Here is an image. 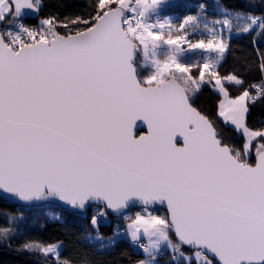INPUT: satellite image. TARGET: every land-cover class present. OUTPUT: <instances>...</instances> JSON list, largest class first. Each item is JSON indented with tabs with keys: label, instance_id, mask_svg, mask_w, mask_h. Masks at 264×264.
Listing matches in <instances>:
<instances>
[{
	"label": "water",
	"instance_id": "water-1",
	"mask_svg": "<svg viewBox=\"0 0 264 264\" xmlns=\"http://www.w3.org/2000/svg\"><path fill=\"white\" fill-rule=\"evenodd\" d=\"M36 0H9L14 19ZM123 12L14 53L0 36V198L115 218L154 208L215 264H264V151L243 165L180 82L143 86Z\"/></svg>",
	"mask_w": 264,
	"mask_h": 264
},
{
	"label": "trees",
	"instance_id": "trees-1",
	"mask_svg": "<svg viewBox=\"0 0 264 264\" xmlns=\"http://www.w3.org/2000/svg\"><path fill=\"white\" fill-rule=\"evenodd\" d=\"M39 18L25 21L31 26L40 21H51L59 26L61 35L68 37L88 31L105 13L119 10L120 0H36ZM204 9L208 18L227 19V32L230 39L227 50L222 54L223 61L217 68L208 70L207 51L187 53L177 58V65L185 72L168 71L162 78L157 77V70L146 62L145 52L139 41L133 38L136 52L138 78L143 86L162 85L167 81L180 82L189 95L190 102L200 114L213 125L222 145L230 148L243 165H256L257 150L264 146V140H257L253 145L252 156L245 155V136L239 134L222 120L219 113L222 97L213 90L215 78H234L238 85L226 86L231 99L248 95L247 127L254 132L264 131V93L256 101L251 100L256 94L255 87H264V0H181L175 5L164 8L161 17L176 18L173 31L165 32L164 39L174 40L192 33L190 27L181 28L186 17L196 16ZM121 10V9H120ZM201 14V12L199 13ZM198 14V15H199ZM13 16L7 20L11 22ZM178 19V20H177ZM193 19V18H192ZM198 19V18H197ZM252 19L256 28H252ZM191 20V19H190ZM179 21V22H178ZM6 23V22H5ZM179 25L180 27H177ZM65 28V29H64ZM67 29V30H66ZM70 29V31H68ZM191 42H208L207 37L188 35ZM51 213H57L59 220H53ZM169 223V214L160 211ZM104 219V220H103ZM126 227V222L117 221L106 209L93 207L86 214H74L58 206L43 205L32 208L17 206L0 198V264H140L147 258L145 252L136 251L128 240L121 239L110 251L98 249L87 243L89 236L100 235L113 238L118 226ZM174 249L180 248L183 255L191 256L192 249L182 244L177 234L169 231ZM63 244L64 250L55 259L44 252L46 247ZM177 247V248H175ZM165 264H198L197 261H176L172 250H164ZM211 264H215L211 261Z\"/></svg>",
	"mask_w": 264,
	"mask_h": 264
},
{
	"label": "rangeland",
	"instance_id": "rangeland-1",
	"mask_svg": "<svg viewBox=\"0 0 264 264\" xmlns=\"http://www.w3.org/2000/svg\"><path fill=\"white\" fill-rule=\"evenodd\" d=\"M131 1L132 0H120V2H118L119 11H122L124 16L122 26L124 28L125 22H130L129 19L133 12V9H131V7L133 6L134 8L135 5H139V9H141V14L143 17V22L138 32V38L135 39L139 41L143 46L142 50L143 52H145L146 62L157 70L156 73L158 78H162L168 71H179L184 73L185 71L177 65V58L186 55L187 53L198 51V49L207 51V62L205 68L208 70L217 68L224 60L222 54L227 50L226 44L230 39V34L226 29V25H228L229 23L227 19L222 20L219 17L218 19H206L207 16L205 15V10L200 9L199 13L201 12V14L198 13L199 15L197 14L194 17H186V19L182 22V25H180L181 28L190 27L191 29H193L192 33H188L182 38L167 40L163 38V35L165 34V32L175 30L173 22H175L176 18L174 19L172 17H165L163 19L161 17V13L164 8L175 5L176 2L181 0H143L142 3L139 4H136L134 1L131 3ZM13 10V3H10L9 0H0V23L2 25L20 21L13 18L11 22H7V20L13 16ZM252 22V28H256L257 25L255 23V20L252 19ZM40 24H46L45 28H43V33L46 35L48 43L55 40L58 36H63L59 32V26L56 27L55 23H50L49 21H40ZM180 26L177 25V27ZM68 31H70V29ZM126 35L131 41H133L134 37H130L127 33ZM188 35H200L202 37L205 36L208 38V42L198 41L193 43L191 42L192 40L190 38L187 39ZM213 81H215L213 90L222 97L219 113L221 114L222 119H228L233 102L225 85L232 82L233 84L238 85L239 82H237L234 78L221 80L215 78ZM154 82L155 81L147 80L146 83L149 84V86H154L153 84H151ZM263 93L264 91H260V93L254 94L253 97H251V100L256 101L261 95H263ZM245 134V155H247L246 158L248 159L252 156L254 143L257 140H264V131L254 132L248 129L247 133L245 132ZM261 149L262 148H260V150ZM140 210L129 211L136 212ZM50 217L53 220L60 219L57 213H51ZM149 220H152L153 225L150 228H153L155 241L150 242L148 238H146L144 241H140V243L142 244V248H135L136 251L143 250L147 255V258L144 259L140 264H165V261H162V259H164L165 257L164 250H172L173 255L175 256L174 259L176 261L184 260L186 262H190L193 260L197 261L198 264H211V260L199 251H196L191 256L183 255L182 252H180L179 247L175 251L174 246L176 244H173V240H171L168 234L172 229L171 225L164 220L162 215H160L159 217L153 216L151 218H146L143 217L142 214H139L138 217L122 220L123 222H126V227L123 228L119 225L115 231L113 238H109L106 240V238L101 237L98 234L96 236L87 237L86 241L87 243L89 242L98 249L104 251H110V249L114 248L113 246H115L116 243L121 239L130 241L134 246L136 244V241L133 242L132 239L134 238V240H137L138 237H141L139 235H141V231L146 227V224H144L143 222L147 223L149 222ZM132 225L135 226V230L132 228ZM158 228H160L161 231H159ZM63 248V244H57L52 247H46L44 249V252L57 259L64 250Z\"/></svg>",
	"mask_w": 264,
	"mask_h": 264
},
{
	"label": "built area",
	"instance_id": "built-area-1",
	"mask_svg": "<svg viewBox=\"0 0 264 264\" xmlns=\"http://www.w3.org/2000/svg\"><path fill=\"white\" fill-rule=\"evenodd\" d=\"M136 4L142 3L143 0H132V2ZM139 5H135L131 7L133 9L132 15L130 16V22H125L123 30L130 36L136 37L138 36V32L140 26L143 22V17L141 14V9H139ZM140 13V15H139ZM49 21V20H48ZM52 23L51 21H49ZM46 24H38L35 26H31L27 24L25 21H16L11 24H0V36L4 39V42L14 53H18L21 50L25 49V47H30L35 45L36 43H47L46 35L43 33V28H45ZM20 36V37H18ZM256 92L260 93V91H264V87L261 84L256 85ZM139 214H142L143 217L151 218L153 216L159 217L161 215L160 210L157 209H141L136 212H125L123 215L119 216V218H115L117 221L127 220L130 218L138 217ZM104 220V219H103ZM159 231L160 228H158ZM142 244L140 242H136L134 245L135 248H142Z\"/></svg>",
	"mask_w": 264,
	"mask_h": 264
},
{
	"label": "crops",
	"instance_id": "crops-1",
	"mask_svg": "<svg viewBox=\"0 0 264 264\" xmlns=\"http://www.w3.org/2000/svg\"><path fill=\"white\" fill-rule=\"evenodd\" d=\"M232 102L233 104L229 112L230 116L228 117V119H222V120H224L225 123L228 124L231 128L235 129L239 134H242L245 136L246 135L245 132L247 133V130L249 129L246 123V118L248 115V112H247L248 96L245 94L241 98L232 99ZM260 148L262 149L260 150ZM261 151H264V146L259 147V149L257 150V154L260 153ZM143 223L146 224V227L144 228V230L141 231V235H139L142 238L138 237L137 240L136 239L134 240L133 238L132 241L142 242L146 238H148L150 242H154L155 235H153V228L152 229L150 228L153 225L152 220L151 221L149 220V222L147 223L145 222ZM132 228L135 230V226L132 225Z\"/></svg>",
	"mask_w": 264,
	"mask_h": 264
}]
</instances>
